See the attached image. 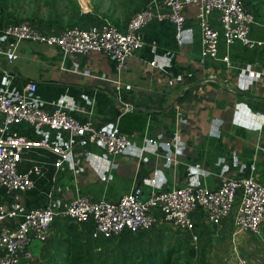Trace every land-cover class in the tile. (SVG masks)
<instances>
[{
    "label": "crops",
    "instance_id": "crops-1",
    "mask_svg": "<svg viewBox=\"0 0 264 264\" xmlns=\"http://www.w3.org/2000/svg\"><path fill=\"white\" fill-rule=\"evenodd\" d=\"M150 3L156 14L169 10L162 0H144L143 7ZM197 9L193 3L184 7L181 40L171 20L154 16L142 29L143 47L122 73L106 54L64 55L57 46L36 41H23L12 63L0 54V88L21 89L34 82L45 109L62 103L80 119L92 118L107 128L119 126L133 141L125 152L111 155L101 145L74 136L72 156L59 166V154L30 148L19 169L37 165L42 174L35 175L32 189L20 194L26 207L50 201L63 206L79 195L117 200L134 186L148 195L187 185L214 188L230 176L254 175L264 182V45L249 47L235 40L227 47L221 38L217 57L203 56ZM253 11L257 23L250 35L264 41V12ZM133 13L120 21L108 18L124 28ZM211 20L221 31L218 16L213 14ZM92 21L83 17L78 23ZM247 67L256 71L255 78L243 74ZM18 128L63 148L72 140L65 131L27 123ZM11 197L0 189V201ZM235 214H225L209 227L203 213L196 211L192 230L210 229L219 244L218 235L231 229ZM164 226L158 223L152 229L159 232ZM161 233L158 241L163 236V244L153 248L165 245L168 237ZM147 240L144 236L88 239L85 264H94L97 256L112 249L134 255ZM111 254L104 261L111 260ZM214 263L211 254L206 264Z\"/></svg>",
    "mask_w": 264,
    "mask_h": 264
},
{
    "label": "built area",
    "instance_id": "built-area-1",
    "mask_svg": "<svg viewBox=\"0 0 264 264\" xmlns=\"http://www.w3.org/2000/svg\"><path fill=\"white\" fill-rule=\"evenodd\" d=\"M162 1L168 12L156 14L150 3L135 11L124 28L105 17L88 24L72 25L10 21L0 6V38L3 41L0 54L12 63L23 41H36L57 46L64 55L106 54L115 59L122 73L132 56L143 47L142 29L154 16L171 20L176 37L181 40L185 23L183 9L192 3L198 6L203 56L217 57L221 38L227 47L235 40L249 47L264 45V41L250 35L257 18L245 0ZM213 14L221 22V31L212 25ZM243 74L256 77V71L250 67L243 69ZM250 84L252 82L247 85ZM36 91L34 82H28L21 89L0 88V189L13 194L0 201V264H21L33 258L34 242L48 241L58 218L79 225L85 248L88 239L105 242L115 236L137 237L158 223L178 232L192 231L196 211L203 213L209 227L218 224L225 214L236 211L234 223L240 229L258 234L264 229V182L254 175L230 176L214 188L187 185L144 195L140 186H134L117 200L79 195L63 206L50 201L26 207L20 194L32 189L35 175L42 174L37 165L26 171L19 169L24 153L30 148L39 147L59 154L61 158L56 163L59 166L62 159L72 156L74 136L101 145L111 155L123 153L133 145L132 139L117 125L107 128L92 118L80 119L62 103L52 110L45 109ZM23 123L68 132L72 136L70 145L63 148L45 137L31 138L19 130L18 126ZM192 237L198 239V235ZM232 264L249 263L236 252Z\"/></svg>",
    "mask_w": 264,
    "mask_h": 264
},
{
    "label": "rangeland",
    "instance_id": "rangeland-1",
    "mask_svg": "<svg viewBox=\"0 0 264 264\" xmlns=\"http://www.w3.org/2000/svg\"><path fill=\"white\" fill-rule=\"evenodd\" d=\"M245 1L253 10L258 8L264 12V0ZM82 4L80 0H0V6L10 21L33 20L37 23L52 25H72L77 24L83 17L95 20L99 16L120 21L127 18L131 12L143 7L144 0H83ZM65 221L66 219H57L48 241L34 242L33 258L22 261L21 264H65L68 245L71 241ZM231 222V229L222 231L223 233L218 235V238L222 239L219 244H216L215 236L210 233V229L199 230L198 228L199 233L193 232V230L178 232L164 226L159 228L161 229L159 232L167 235V241H164L165 245L154 248L176 247L179 264H206L211 254L214 264H232L235 262L236 252L244 256L249 264H264V229L260 234L253 233L236 226L234 218ZM150 231L141 234L148 240L142 246L143 248L136 249V252H143L153 248L152 246L163 244L164 237L162 236L163 239L160 237L161 239L158 241L159 235L157 234L159 232L155 229ZM194 234L198 235L197 240L192 237ZM141 236L132 238L138 239ZM173 236H176L177 239H170ZM113 250L115 249L97 256L94 264H103L104 259L109 258L107 254H111ZM136 252H134V256L137 254Z\"/></svg>",
    "mask_w": 264,
    "mask_h": 264
},
{
    "label": "trees",
    "instance_id": "trees-1",
    "mask_svg": "<svg viewBox=\"0 0 264 264\" xmlns=\"http://www.w3.org/2000/svg\"><path fill=\"white\" fill-rule=\"evenodd\" d=\"M65 226L71 239L65 264H85L86 248L79 225L74 221L66 220ZM176 254L177 250L174 246L148 249L139 256H134L129 251L116 250L112 252L111 260H105L103 264H179Z\"/></svg>",
    "mask_w": 264,
    "mask_h": 264
}]
</instances>
